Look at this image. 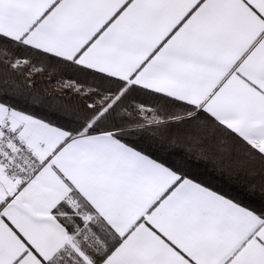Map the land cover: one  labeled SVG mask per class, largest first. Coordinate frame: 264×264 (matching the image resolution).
<instances>
[{
    "label": "snow or ice",
    "instance_id": "1",
    "mask_svg": "<svg viewBox=\"0 0 264 264\" xmlns=\"http://www.w3.org/2000/svg\"><path fill=\"white\" fill-rule=\"evenodd\" d=\"M0 264H264V0H0Z\"/></svg>",
    "mask_w": 264,
    "mask_h": 264
}]
</instances>
